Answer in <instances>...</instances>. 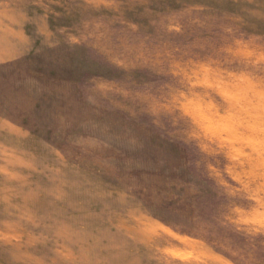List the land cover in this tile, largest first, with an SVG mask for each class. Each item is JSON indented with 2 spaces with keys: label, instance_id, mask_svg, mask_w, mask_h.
I'll list each match as a JSON object with an SVG mask.
<instances>
[{
  "label": "rangeland",
  "instance_id": "374dc122",
  "mask_svg": "<svg viewBox=\"0 0 264 264\" xmlns=\"http://www.w3.org/2000/svg\"><path fill=\"white\" fill-rule=\"evenodd\" d=\"M0 264H264V0H0Z\"/></svg>",
  "mask_w": 264,
  "mask_h": 264
}]
</instances>
